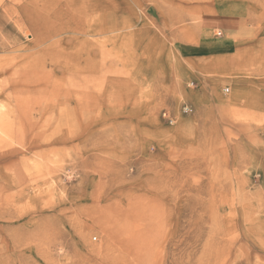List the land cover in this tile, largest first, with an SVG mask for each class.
I'll list each match as a JSON object with an SVG mask.
<instances>
[{
	"label": "rangeland",
	"instance_id": "1",
	"mask_svg": "<svg viewBox=\"0 0 264 264\" xmlns=\"http://www.w3.org/2000/svg\"><path fill=\"white\" fill-rule=\"evenodd\" d=\"M0 264H264V0H0Z\"/></svg>",
	"mask_w": 264,
	"mask_h": 264
},
{
	"label": "built area",
	"instance_id": "2",
	"mask_svg": "<svg viewBox=\"0 0 264 264\" xmlns=\"http://www.w3.org/2000/svg\"><path fill=\"white\" fill-rule=\"evenodd\" d=\"M186 109H188V107H185ZM164 116L166 117V119L168 120L169 123H173L174 119L172 117H170L167 112L164 113Z\"/></svg>",
	"mask_w": 264,
	"mask_h": 264
}]
</instances>
